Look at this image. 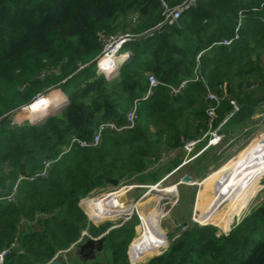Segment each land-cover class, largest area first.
Listing matches in <instances>:
<instances>
[{
    "label": "trees",
    "instance_id": "1",
    "mask_svg": "<svg viewBox=\"0 0 264 264\" xmlns=\"http://www.w3.org/2000/svg\"><path fill=\"white\" fill-rule=\"evenodd\" d=\"M160 11L156 0H0V197L17 184L13 201L0 199V249L9 248L3 264H47L54 257L59 264H137L158 253L164 244L142 235L141 223L133 239L137 218L129 225H95L80 199L110 179L144 172L186 140L200 139L195 151L203 148L204 83L221 98L214 126L225 120L230 100L238 104L221 127L225 135L264 110V0H196L177 23L123 43L130 53L115 71H97L106 38L144 31L162 19ZM130 12L135 15L126 24ZM147 73L161 84L141 101L133 128L106 130L97 146L63 151L72 136L89 138L100 122L121 123L146 92ZM184 78L186 86L171 94L167 84ZM54 88L66 96L55 109L38 121L12 123L11 111ZM206 149L183 164L190 163L194 178L213 160ZM45 158L55 159L48 174L28 179ZM260 188L250 181L233 205H246ZM105 231L92 260L60 258ZM141 264H264V199L226 234L193 223Z\"/></svg>",
    "mask_w": 264,
    "mask_h": 264
},
{
    "label": "rangeland",
    "instance_id": "2",
    "mask_svg": "<svg viewBox=\"0 0 264 264\" xmlns=\"http://www.w3.org/2000/svg\"><path fill=\"white\" fill-rule=\"evenodd\" d=\"M135 15L133 13H128L124 21L127 23L130 22L131 17ZM128 51L124 48H122V52ZM121 52V51H120ZM116 58H118V53H115ZM53 91H60L58 88L52 89L48 94H51ZM64 98L65 95H64ZM57 105V104H56ZM41 106V104H40ZM52 106V105H51ZM56 106L54 105V109ZM262 108L264 109V105H262ZM53 110V108L51 109ZM8 115H10L12 120H18L25 116H31V114H24V112L21 114L18 113L16 110L11 111ZM32 116H35L33 114ZM259 123V124H258ZM264 127V124L258 122V120L243 124L242 126L238 127L235 131L227 133L222 144L217 146H209L204 151V153L207 154V156L213 155V160L210 164L206 167V169L202 172L201 177L194 178L193 182H183L181 181V178L184 174L190 175L189 171V165L190 163L180 166L177 169H175L173 172L169 173L170 170L172 171L175 167L180 165L183 161L184 153L181 150V148H178L175 150V155L172 152L167 151V154L162 157L161 154L159 157L153 162L144 172L142 173H132L129 175L124 176L122 179H120L117 184H112L108 181V183L104 184L103 187H100L99 189L94 190V192L91 194L92 196H97L101 193L109 192L110 190L115 189V187L119 188L121 186H126V191L123 193V195L120 197V200L124 204H133L136 203L137 208L134 210L135 218V236L138 234V225L140 223V219L138 215H142L145 217V215L150 212L149 210L151 208L156 209H164V212L166 214L163 216L162 220L160 221L161 229L164 231L166 239L169 243L170 240L174 239L180 231H182L185 227L193 224L198 223L202 224L201 220L198 219L199 217V204L202 200V187H200L197 182H201L203 179L208 177L211 173L216 172L222 165H224L228 160H230L235 154H237L238 151H240L243 146L246 145L247 142L250 141L251 138L254 137V135L259 132ZM233 138V141L228 143L229 138ZM228 143V144H227ZM169 153V154H168ZM165 154V153H164ZM173 156V157H172ZM193 160V159H192ZM193 172V171H192ZM168 174V175H167ZM167 175V176H165ZM192 176V175H190ZM264 179V178H263ZM263 179L261 180L260 184L262 187L259 189V191L250 199V201L244 206L236 207L233 205V200L237 198V202H239L240 198L242 197V194L238 197V195L241 193V191L250 183L249 181L247 183L241 184L236 190L234 191V194L232 193L231 198H224L219 201L217 207L213 210L211 215H207L204 220H206L205 224H211L217 227V233H222L224 230L223 227L225 222H232L233 218L235 217L233 223L236 222V216L241 214H245V212L250 209L253 205L257 204L258 202L262 201L264 199V184ZM159 181V184L156 186V190H148V185H153L156 182ZM175 188L174 193H165V190ZM159 190V191H158ZM163 199H159L162 198ZM158 203V204H157ZM223 203L228 204L229 206H226L222 208L220 211L219 206ZM247 206L246 209H244ZM233 207L236 208L235 215L233 214ZM230 209L231 216L225 218L226 210ZM218 211V212H217ZM217 212V213H216ZM240 214V215H241ZM239 215V216H240ZM141 216V217H142ZM242 217V215L240 216ZM213 218V219H212ZM123 219H106L100 223L104 224L106 222H110L113 226H117L122 222ZM133 221V222H134ZM147 223V221H145ZM184 222L186 225H184ZM232 223V224H233ZM142 224V223H141ZM231 224V226H232ZM228 226V227H229ZM142 235H144L142 231ZM132 239V240H133ZM168 243H165L161 250L158 252H162L164 247ZM79 244V243H78ZM78 244L75 245L70 251L67 253H64L66 255V258L72 262L77 263L79 261H89L95 258L96 255L100 253L102 249H98L94 251V253L90 255H84L80 252V249L78 248ZM131 248V247H130ZM157 254V253H156ZM153 254V255H156ZM151 255V256H153ZM151 256L144 258L137 264H141L145 262L147 259H149ZM62 258V256L60 257ZM105 264V262H104ZM131 264V263H130Z\"/></svg>",
    "mask_w": 264,
    "mask_h": 264
},
{
    "label": "built area",
    "instance_id": "3",
    "mask_svg": "<svg viewBox=\"0 0 264 264\" xmlns=\"http://www.w3.org/2000/svg\"><path fill=\"white\" fill-rule=\"evenodd\" d=\"M156 1L158 2L159 7L161 9L160 12H161L162 19L159 22H157L155 25H153L152 27H150L144 31H141L139 33L127 32L124 34H119L116 36H111V37L106 38L104 41V44H103V48H102V52L100 54L99 60L97 61V69H98L97 71L98 72H102V73L108 75L117 69V67L121 63V61L130 53V51L122 52L123 43H125L128 40L137 38V37H146V38L152 37L155 33H159L163 26L172 25V24L177 23L178 20L180 19L181 15L186 10H188L190 7L194 6L196 3V0H179V1L175 2L174 4H171L169 2V0H156ZM222 43L228 44V43H230V39H224L222 41ZM115 53H118V56H119L118 58H116ZM108 57H113V63L109 64V66H103L105 59H107ZM83 66H84V64L78 65L79 68H81ZM198 78H199L198 74L195 73L193 79L197 80ZM147 80H148V88H147L146 92L143 94L142 97L135 98L132 101L131 105L126 110L124 117H123V121L121 123H116L115 121H111V120L100 122L96 126V128L94 129V131L92 132V134L89 138L83 139V138H78L76 136H72L69 143L62 148L63 151L69 150V148L73 144H77L80 147L97 146L101 141V137H102L103 132H105L106 130L119 132V131H122L124 129L133 128L135 126L136 119L138 117L137 111H138V108L140 106L141 101L148 97V95L151 93V90L153 88H155L156 86L161 84V82L158 80V78L153 73H147ZM188 80L189 79L184 78V79L180 80L177 84H167L169 92L171 94L179 93L186 86ZM204 85H205V89H206L205 94H204V101L206 103L205 113L208 117V129H207L206 133L203 135V137L207 136L206 144L203 148H201L199 151L196 152L195 149H196L197 145L199 144L200 139L186 140L181 147V150L184 153V156H183L184 159L182 161V165L187 163L188 161L192 160L195 156H197L205 148H207L209 146H217V145L222 144L225 137L231 133H229L228 135H225L224 133H222L221 127H222L224 121L228 117H230L231 115H233L234 113H236L238 111V104L234 100H230V104H231L232 108L229 111V113L227 114V116L225 117V120H223L222 122H220L219 124L214 126L213 123L216 119V109L220 104L221 98H220V96H218L217 93H215L214 91L209 89L205 83H204ZM47 95H48V93L43 94V95H38L30 103L23 105L20 108V110L17 112L20 114H21V112L22 113L24 112L26 114L28 111V107H30V105H32L33 102H35L36 100L40 99L41 97H44ZM63 99H65V98H63ZM61 101H59L57 105H59L61 103ZM57 105H55V106H57ZM52 106L50 104L47 106H44L43 108H41L37 112L33 113V114H35V116H32L33 114H31V116H25V117H22L18 120H16V119L12 120V123H19L25 119H28L30 121H38L41 119V117L44 114H46L52 108L54 109V106L53 107ZM252 118L255 121L258 120V122L264 124V110H260V111L256 112L252 116ZM263 134H264V127L254 135V136H257V138L254 142V146H252L251 150H249L244 155V163H247V165L250 167L253 166L256 168V171H255L256 174L255 175L258 174V182L259 183L264 178V135ZM228 138H229L228 143L233 141V138H230V137H228ZM251 140H252V138L250 139V141ZM249 142H247L246 145ZM54 160L55 159H51V158L43 159L41 162L40 170L33 173L31 176H28L27 178L28 179H34L38 176L45 177L48 174V170L51 167V164L53 163ZM181 181H182V178H181ZM158 184H159V181L153 185H148V190L149 191L153 190V189L156 190V186ZM16 186H17V184H15L12 187L11 191L8 194L1 196L0 199L2 198V199H6L7 201H13L14 195L16 192ZM261 187H262V185H261ZM120 189H125V191H126V186L123 185L119 188L115 187V189L110 190L109 192H106V193H101L97 196H92L91 194L94 192V191H92L88 195H86L85 197L80 199L79 206L82 208L84 213L87 215V218L90 222H92L95 225H98V223H100V222H96L95 220H93L91 218V216L88 214L85 200H87L89 198L99 197V196H101V197L108 196L110 193L117 192ZM163 198L164 197L160 198V200ZM116 204L118 205V203H116ZM248 204H247V206H248ZM129 205L131 206V212L130 213H124L120 217L116 218V219H123L119 225L123 224L126 220H128L130 218V216L134 213V210L137 208L136 203L129 204ZM247 206L244 209H246ZM241 215L243 216L244 213ZM240 216L239 215L236 216V218H237L236 222L241 218ZM138 217L140 219V215H138ZM234 219H235V217L233 218V220L230 223V226L228 227L227 230H222L223 234H226L230 230L231 224L233 223ZM140 221H141V219H140ZM83 234H86V232L83 231ZM220 234L221 233H217V235H220ZM88 236H90V235H88ZM8 252H9V248L0 249V264L4 263V258L6 257Z\"/></svg>",
    "mask_w": 264,
    "mask_h": 264
},
{
    "label": "bare ground",
    "instance_id": "4",
    "mask_svg": "<svg viewBox=\"0 0 264 264\" xmlns=\"http://www.w3.org/2000/svg\"><path fill=\"white\" fill-rule=\"evenodd\" d=\"M109 61H113V57L105 59L103 66H107ZM63 98V95L58 94L57 92H52L51 94L41 97L33 102L32 105L28 107L26 114H33L49 104L54 106L58 104L59 101L64 100ZM256 138L257 136H254L247 145L243 146L237 154L222 165L216 172L211 173L201 182H197V184L203 188L201 195L202 200L198 208L200 212L198 219L201 220V222L205 223L206 220L204 219L207 215H211L213 210L217 207L219 201L224 198L230 199L232 193L234 194L236 188H238L241 184L247 183L248 181L258 180V174L255 175L256 168L253 166L250 167L247 163H244V155L251 150L252 146H254ZM192 182H195L194 179ZM124 192L125 189H120L117 192L110 193L108 196H99L85 200L88 214L96 222H102L106 219H116L124 213H130L131 206L129 204L122 203L120 200V197ZM164 192L170 194L174 193L175 188L165 190ZM116 203H118V205ZM226 206L229 205L226 203L221 204L218 211ZM149 211L150 212H148L145 217L142 215V217L140 216V223H142L141 227L144 236L154 243H167L168 241L165 233L160 226V221L166 212H164V209L162 208L158 210L154 207ZM228 216H231L230 209L226 210L225 213V218ZM145 221H147V223Z\"/></svg>",
    "mask_w": 264,
    "mask_h": 264
},
{
    "label": "water",
    "instance_id": "5",
    "mask_svg": "<svg viewBox=\"0 0 264 264\" xmlns=\"http://www.w3.org/2000/svg\"><path fill=\"white\" fill-rule=\"evenodd\" d=\"M264 135V134H263ZM182 181L183 182H192L193 178L192 176L188 175V174H184L182 176ZM110 183L112 184H117V180L116 179H110L109 180ZM135 218V214L133 213L130 218L128 220H126L123 224L125 225H129L134 221ZM205 224V223H202ZM184 225H186V223L184 222ZM108 231V230H107ZM107 231H105L103 234H101L98 237H92V236H88L84 242L79 243L78 244V248L80 249V252L84 255H92L94 253V251L98 250V249H102L103 247V242L105 240ZM161 253V252H160ZM159 254V253H157ZM128 255V259H129V254L127 252ZM64 258V257H62ZM130 261V260H129ZM131 263V262H130ZM47 264H59V259L57 257H54L50 262H48Z\"/></svg>",
    "mask_w": 264,
    "mask_h": 264
},
{
    "label": "crops",
    "instance_id": "6",
    "mask_svg": "<svg viewBox=\"0 0 264 264\" xmlns=\"http://www.w3.org/2000/svg\"><path fill=\"white\" fill-rule=\"evenodd\" d=\"M61 91V90H60ZM62 92V91H61ZM63 93V92H62ZM63 95H65L64 93H63ZM66 97V96H65ZM175 150H177V149H172V150H169V152L171 151L172 152V154L174 153V155H175ZM165 153V154H164ZM167 154V152H162V154H161V156L162 157H164L165 155ZM169 154V153H168ZM173 157V156H172ZM180 166H182V163L180 164V165H178L177 167H175L172 171L170 170V172L169 173H171V172H173L175 169H177L178 167H180ZM168 175V174H167ZM167 175H165V176H167ZM118 182V181H117ZM233 214H235V212L237 211L236 210V208L235 207H233ZM27 222H23L22 223V225H21V227H20V229L22 230L23 228H24V225L26 224ZM224 225H226L225 227H223V229L224 230H227L228 229V226H229V222H225L224 223ZM62 257H64V258H66V255L65 254H62Z\"/></svg>",
    "mask_w": 264,
    "mask_h": 264
}]
</instances>
